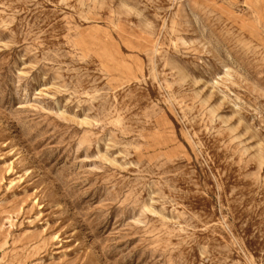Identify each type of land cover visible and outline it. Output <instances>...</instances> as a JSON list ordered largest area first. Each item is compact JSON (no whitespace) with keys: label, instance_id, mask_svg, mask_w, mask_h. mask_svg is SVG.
Masks as SVG:
<instances>
[{"label":"rangeland","instance_id":"1","mask_svg":"<svg viewBox=\"0 0 264 264\" xmlns=\"http://www.w3.org/2000/svg\"><path fill=\"white\" fill-rule=\"evenodd\" d=\"M0 264H264V0H0Z\"/></svg>","mask_w":264,"mask_h":264}]
</instances>
